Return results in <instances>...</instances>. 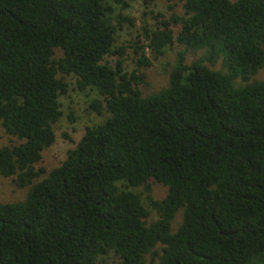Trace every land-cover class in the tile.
<instances>
[{
    "label": "trees",
    "instance_id": "16d2710c",
    "mask_svg": "<svg viewBox=\"0 0 264 264\" xmlns=\"http://www.w3.org/2000/svg\"><path fill=\"white\" fill-rule=\"evenodd\" d=\"M136 1L0 0V125L17 142L0 175L30 188L0 203V264H264V0H180L170 16L142 0L128 73L117 33ZM177 46L168 85L144 96V70ZM69 77L109 117L47 172Z\"/></svg>",
    "mask_w": 264,
    "mask_h": 264
},
{
    "label": "rangeland",
    "instance_id": "374dc122",
    "mask_svg": "<svg viewBox=\"0 0 264 264\" xmlns=\"http://www.w3.org/2000/svg\"><path fill=\"white\" fill-rule=\"evenodd\" d=\"M170 6L173 7L172 11L169 8ZM152 9L155 12L163 13L166 16L172 15L173 12L178 14L183 13L180 0H157ZM146 10L147 9L145 8L142 0L132 2L130 4V8L127 9L124 14L136 19V26L134 28L126 26L123 30H120L117 33V45L119 47L126 48V56L124 57L125 62L123 67L128 73H131L136 68V58L134 50L132 49V43L136 41L138 34H140L139 28L142 21H144L143 13L147 12ZM149 23L152 25L154 21L149 19ZM180 50L181 48L178 46L175 49L173 48L167 50L164 57L154 62L152 67L144 70V73L146 74L147 86L140 87L144 96L152 95L168 85L169 74L171 73L172 66L175 63L176 53ZM60 56L61 52H58L57 57ZM201 56L202 53H191L187 57V63L191 64ZM117 59H119V56H113L108 60L109 63L114 66ZM221 68V63L212 66L213 70H221ZM257 79L264 80V72H261ZM66 81L69 84V92L60 100L63 117L54 128L56 132V142L51 148L47 149L43 153L42 162L37 166L47 172L63 164L69 151L74 149L84 136L86 128L101 124L109 117L106 112H102L101 115H98L90 108L95 100L100 99L97 92H79L75 88L76 82L74 78H66ZM72 116L76 119L75 122L71 121ZM65 135L69 138L67 139ZM14 144H17V142L8 137L0 125V148ZM45 177L46 175H43L35 182H38ZM152 189V197L154 199L163 200L167 195V188L160 184H152ZM29 190L30 188L18 187L15 178H4L0 175V203L15 204L23 202L27 198ZM135 192L143 194V189H136ZM143 197L145 199L147 194L144 193ZM157 219V214L154 211H151L149 222L156 221ZM181 221L182 217L179 214L173 222L172 232H175ZM100 264H119V260L114 255H110L108 257L101 258ZM148 264L154 263L150 262Z\"/></svg>",
    "mask_w": 264,
    "mask_h": 264
}]
</instances>
